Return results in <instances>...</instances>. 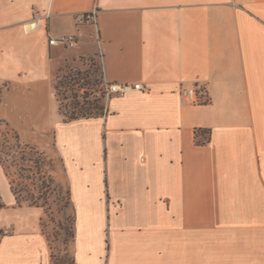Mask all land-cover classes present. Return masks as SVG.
I'll list each match as a JSON object with an SVG mask.
<instances>
[{"label":"crops","instance_id":"obj_1","mask_svg":"<svg viewBox=\"0 0 264 264\" xmlns=\"http://www.w3.org/2000/svg\"><path fill=\"white\" fill-rule=\"evenodd\" d=\"M91 58L144 90L66 121L57 75ZM0 121L60 162L74 264H264V0H0ZM0 196V264H51L1 164Z\"/></svg>","mask_w":264,"mask_h":264},{"label":"rangeland","instance_id":"obj_2","mask_svg":"<svg viewBox=\"0 0 264 264\" xmlns=\"http://www.w3.org/2000/svg\"><path fill=\"white\" fill-rule=\"evenodd\" d=\"M61 69L56 80V97L61 111L69 115L76 104L78 108L91 104V107L95 106L93 115L104 113L107 98L102 61L99 58L84 59ZM38 152L42 151L18 148L14 133L0 123V157L5 170L19 188L38 198L37 202L43 205L41 225L51 247V264H74L73 217L67 188L58 177L60 162L44 152L40 156Z\"/></svg>","mask_w":264,"mask_h":264},{"label":"built area","instance_id":"obj_3","mask_svg":"<svg viewBox=\"0 0 264 264\" xmlns=\"http://www.w3.org/2000/svg\"><path fill=\"white\" fill-rule=\"evenodd\" d=\"M83 18L85 21L94 24L96 28V32L99 33L97 12L95 10L85 14ZM32 28L33 29L37 28V24L32 25ZM59 44L72 48L76 46L77 40L74 36H63L59 39L52 38L50 40V45L52 46ZM142 90H144V87L141 83L138 84H129V83L119 84V83H108V82L105 83V96L107 99L113 96H123L131 91H142ZM183 95L186 98V100L191 104H198L202 102L201 95L198 93L196 87L184 89Z\"/></svg>","mask_w":264,"mask_h":264},{"label":"trees","instance_id":"obj_4","mask_svg":"<svg viewBox=\"0 0 264 264\" xmlns=\"http://www.w3.org/2000/svg\"><path fill=\"white\" fill-rule=\"evenodd\" d=\"M61 70L62 69L59 70V73H60ZM91 106H93V105L89 104V107L78 108L77 107V104H76V106L73 108V110L71 112H69V115L63 113L61 111V109H60V111H61V114L64 116V118H65L66 121H72V120H76V119H80V118L98 117L99 115H93V110L95 109V106L94 107H91ZM97 109H99V108H97ZM0 123H3V122L0 121ZM5 126L7 128H9L7 124H5ZM11 131L15 135L16 142L18 143V148H20L22 151L23 150H34V151L37 152V148L35 149V147H33V146H29V145L22 144L20 142V140H19L18 135L13 130H11ZM205 133H207V132H205V131H198L197 132L198 135L205 134ZM39 155L42 156V155H44V153L41 152V153H39ZM3 162H4L3 159L0 157V164L4 166V163ZM7 174H8V172H7ZM8 176H9V180H10V185H11L12 192H13V194L16 197L17 205L21 206L23 204H27L28 206H31V207H41V208H43V205H40V203L37 202L38 198H35L33 195H30L28 191H26V190H24L22 188H19L18 187L19 184L16 183L15 180H12L11 179V177H10L11 175L8 174ZM67 194H68V201H69V204H70V198H69V191H68V189H67ZM4 207H5V205L3 204L2 200H1V196H0V209H2ZM73 233H74V228H73Z\"/></svg>","mask_w":264,"mask_h":264}]
</instances>
